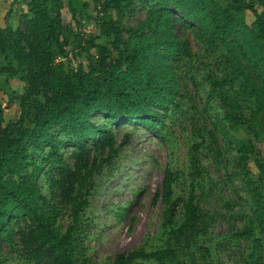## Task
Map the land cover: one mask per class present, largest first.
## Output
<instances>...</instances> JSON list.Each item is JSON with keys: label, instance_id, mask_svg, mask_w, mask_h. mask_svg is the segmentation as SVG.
<instances>
[{"label": "trees", "instance_id": "16d2710c", "mask_svg": "<svg viewBox=\"0 0 264 264\" xmlns=\"http://www.w3.org/2000/svg\"><path fill=\"white\" fill-rule=\"evenodd\" d=\"M137 2L145 15L130 25ZM9 4L7 16L14 7L20 14L16 27L0 21V259L7 252L17 264H93L79 256L93 228L94 180L128 139L117 145L111 127L128 122L163 141L170 156L177 134H186V164L182 171L166 166L156 192L160 247L117 253L110 264H198L197 252L207 260L195 194L206 156L223 167L233 205L245 200L251 214L235 211L243 226L228 230L236 249L246 242L240 263L264 264V0ZM13 81L23 84L11 99L19 115L6 121L11 100L2 96L9 98ZM96 115L103 124L92 122Z\"/></svg>", "mask_w": 264, "mask_h": 264}, {"label": "rangeland", "instance_id": "374dc122", "mask_svg": "<svg viewBox=\"0 0 264 264\" xmlns=\"http://www.w3.org/2000/svg\"><path fill=\"white\" fill-rule=\"evenodd\" d=\"M9 3L10 0H0V21L4 26L16 27L19 8L14 7L11 15L7 16ZM144 15L145 8L139 3L130 19V25L135 23V19H143ZM62 18L64 23L70 20L65 10L62 12ZM84 28L88 33L94 32V21ZM192 47L195 52H200L197 43L193 42ZM74 60L73 58V64L76 63ZM22 87L21 82L13 81L11 89L7 91L10 94L9 98L2 96L4 101L13 99V92L20 95ZM201 98H204L203 91ZM196 101L202 104L199 99ZM18 115L19 106L16 101L11 100L10 108L5 113V120H15ZM92 122L100 125L104 120L101 115H96ZM111 129L117 145L124 141L126 135L128 139L111 165L105 167L94 180L96 192L91 201V213L88 214L92 218L93 228L82 242L85 253L79 256L90 259L93 264H110L117 253L139 248L150 251L160 247L162 237L159 230L163 205L160 200H155L156 192L160 189L166 166L170 165L172 169L182 171L186 164V134L183 136L177 134L173 155L170 156L167 145L140 126L121 122L114 124ZM72 148L68 143L62 148L65 163L69 165L72 163L69 157ZM228 158L231 159L230 154ZM201 161L205 182L202 190L197 189L195 194L199 198L198 205L203 215L202 222H206V229L199 239L200 244L209 249L210 256L206 261L201 260V253L197 252L195 259L198 264H241V251L246 242L241 241L240 249H236L233 245L235 240L231 243L228 237V230L230 227L234 230L243 226L244 218L235 216L234 212L240 210L242 214L250 216L248 206L245 200L241 201L240 205H233V193L221 180L224 174L223 167L217 170V164L208 156ZM44 168L47 170V166ZM216 181L221 183L216 185ZM39 183L42 193L46 195L48 190L42 175ZM234 185L241 184L236 181ZM187 186L188 182L181 187L184 191L178 192L181 195L186 194ZM118 208L125 209L121 218L115 216ZM180 243L182 245L183 242ZM0 260L5 261L4 264L19 263L15 255L7 252L2 254Z\"/></svg>", "mask_w": 264, "mask_h": 264}, {"label": "built area", "instance_id": "2783aa9c", "mask_svg": "<svg viewBox=\"0 0 264 264\" xmlns=\"http://www.w3.org/2000/svg\"><path fill=\"white\" fill-rule=\"evenodd\" d=\"M98 9H100V8L98 7ZM101 15H102L101 13L98 14L99 17H100Z\"/></svg>", "mask_w": 264, "mask_h": 264}]
</instances>
